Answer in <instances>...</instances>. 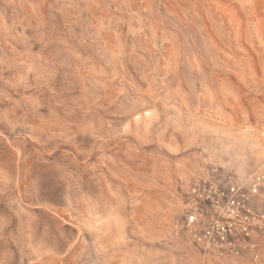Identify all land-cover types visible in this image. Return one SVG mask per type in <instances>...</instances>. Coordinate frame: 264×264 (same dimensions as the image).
I'll return each mask as SVG.
<instances>
[{
    "label": "rangeland",
    "instance_id": "rangeland-1",
    "mask_svg": "<svg viewBox=\"0 0 264 264\" xmlns=\"http://www.w3.org/2000/svg\"><path fill=\"white\" fill-rule=\"evenodd\" d=\"M254 175L264 216V0H0V264H264L186 224Z\"/></svg>",
    "mask_w": 264,
    "mask_h": 264
},
{
    "label": "built area",
    "instance_id": "built-area-1",
    "mask_svg": "<svg viewBox=\"0 0 264 264\" xmlns=\"http://www.w3.org/2000/svg\"><path fill=\"white\" fill-rule=\"evenodd\" d=\"M262 182L261 176L254 175L225 186L197 184L191 195L199 218L190 214L186 220L194 243L204 252L215 251L220 256L239 258L253 254V237L263 228L264 216L251 210L249 203ZM196 226L205 227L197 231Z\"/></svg>",
    "mask_w": 264,
    "mask_h": 264
},
{
    "label": "crops",
    "instance_id": "crops-1",
    "mask_svg": "<svg viewBox=\"0 0 264 264\" xmlns=\"http://www.w3.org/2000/svg\"><path fill=\"white\" fill-rule=\"evenodd\" d=\"M128 247L129 245H126L123 242L118 246L115 255L112 258L115 261L113 264H138V255L135 253V250L131 251ZM246 256H242L241 258ZM223 257L231 258L230 256Z\"/></svg>",
    "mask_w": 264,
    "mask_h": 264
}]
</instances>
